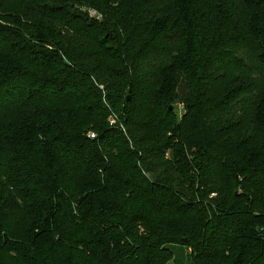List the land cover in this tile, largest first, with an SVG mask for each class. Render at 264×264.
Wrapping results in <instances>:
<instances>
[{
	"label": "trees",
	"instance_id": "trees-1",
	"mask_svg": "<svg viewBox=\"0 0 264 264\" xmlns=\"http://www.w3.org/2000/svg\"><path fill=\"white\" fill-rule=\"evenodd\" d=\"M176 247L264 264V0H0V264Z\"/></svg>",
	"mask_w": 264,
	"mask_h": 264
},
{
	"label": "rangeland",
	"instance_id": "rangeland-1",
	"mask_svg": "<svg viewBox=\"0 0 264 264\" xmlns=\"http://www.w3.org/2000/svg\"><path fill=\"white\" fill-rule=\"evenodd\" d=\"M81 5H86V4L81 3ZM90 14L93 15L94 13L93 12H90ZM172 105L175 108L174 111H175V113H176V115H177V117L179 119L180 116L183 113L182 106L179 105L177 102L173 103ZM168 155H170V154L168 153ZM175 252L177 254H180L179 255L180 263H178V264H190V261H189L190 260V250L189 249L176 247L175 248ZM174 261H175V259H173L169 264H174Z\"/></svg>",
	"mask_w": 264,
	"mask_h": 264
},
{
	"label": "built area",
	"instance_id": "built-area-1",
	"mask_svg": "<svg viewBox=\"0 0 264 264\" xmlns=\"http://www.w3.org/2000/svg\"><path fill=\"white\" fill-rule=\"evenodd\" d=\"M110 123L112 124L113 120H110ZM93 137H94L93 135H90V138H93Z\"/></svg>",
	"mask_w": 264,
	"mask_h": 264
}]
</instances>
